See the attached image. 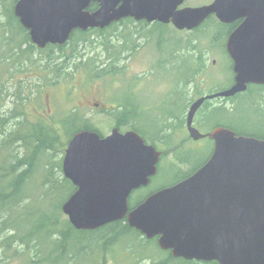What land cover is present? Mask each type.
Here are the masks:
<instances>
[{
  "label": "water",
  "instance_id": "95a60500",
  "mask_svg": "<svg viewBox=\"0 0 264 264\" xmlns=\"http://www.w3.org/2000/svg\"><path fill=\"white\" fill-rule=\"evenodd\" d=\"M187 0H18L14 15L43 50L65 46L75 31L105 30L123 20L173 25L195 31L212 16L223 24L242 21L227 40L232 87L197 99L188 113L195 141L207 136L193 127L207 102L264 86V0H215L183 8ZM96 3V11L88 8ZM214 150L189 178L164 188L130 209L132 192L157 175L161 153L135 131L118 128L103 137L82 131L69 141L63 174L76 192L62 211L78 231L127 221L146 239L177 259L218 264H264V140L218 127L208 135Z\"/></svg>",
  "mask_w": 264,
  "mask_h": 264
},
{
  "label": "rangeland",
  "instance_id": "374dc122",
  "mask_svg": "<svg viewBox=\"0 0 264 264\" xmlns=\"http://www.w3.org/2000/svg\"><path fill=\"white\" fill-rule=\"evenodd\" d=\"M214 2L215 0H187L183 8H200ZM3 11L0 4V24L6 21ZM209 19H212L211 24H205L198 32L178 31L173 25H139V22L128 21L116 28L103 30V34L90 30L85 32L84 36L78 34L64 51H46L41 55L38 54L37 57L44 59L50 53L53 57H59L62 53L71 56V61L67 64L68 68L57 85H49L42 79V76H47V80H59L50 70L33 74L34 81L38 82L37 87L41 86V88H38L39 93L37 89H33L34 97H32L37 96L38 100L27 105V116L34 122L40 121L59 129L65 138L69 136L65 131L75 126L73 118L68 119V116L75 112L80 113V116L95 127L103 137L111 135L115 128L127 133L134 131L133 125L142 127L147 134V141L152 145V137L157 150L163 154L159 174L153 178L151 186L133 195L132 204L135 205L136 201H144L150 194L173 185L179 180L178 177L200 166L210 159L213 153L214 146L211 140L200 142L189 140L187 133L184 132V123L181 122L182 117L188 115L191 105L197 99L230 88L234 79L232 60L226 51L227 38L219 43H213L218 31L216 28L222 27L214 24L218 22L214 16ZM80 62H84V65L75 70V63ZM199 65L202 69L196 75L195 82H189L190 84L187 85L186 82L195 76ZM103 69L108 70V73L99 77ZM252 90V94H242L238 97L237 118L234 120L226 118V122L231 121L235 128L241 131H258L264 134V130L260 129L264 128V93L258 94L255 87ZM184 91H186V99H184L187 103L190 102V106L179 112L183 107L181 104L184 100L182 97ZM126 101L135 104L143 111L140 124L131 122V125H124L123 121L120 123L113 116L112 112ZM175 103L177 105H173ZM213 106L233 108L232 102L224 103L221 100L214 101ZM9 107H11L9 109L13 108L11 98H9ZM150 107L151 111L148 112L147 109ZM167 111L180 113L177 115L179 120L171 123L177 126L172 133L177 139L171 144L166 136L169 135V128H165L163 133L152 128L156 118ZM204 115L205 112H201L197 124L203 132L210 133L215 129H213L214 125L220 121L221 115L211 117L209 124L202 125L199 119L205 118ZM175 132L178 134L176 135ZM183 139L188 140V144L187 142L182 144ZM70 140L71 138L65 144L63 149L65 152ZM178 147L182 148L183 153H175ZM18 151L21 156L25 153L24 149ZM65 152L53 155L56 164L58 161L63 163ZM54 176L59 179L63 177L62 169H55ZM40 190L35 189L33 194L37 196ZM63 199L64 197H60L58 201L61 202ZM81 245L85 248L88 244L85 242ZM72 246L71 251H78L75 249V241L72 242ZM82 248L77 252L79 255L73 263L67 262L65 258L58 264H151L149 258L151 246L144 249L132 238H127L123 244H119V247L107 256L105 263L100 254L96 252L92 254V251L85 249L82 251ZM132 248L136 257L131 254ZM143 255L146 257L139 261L138 256ZM0 259L3 261L0 264H25L19 258L0 257Z\"/></svg>",
  "mask_w": 264,
  "mask_h": 264
},
{
  "label": "trees",
  "instance_id": "16d2710c",
  "mask_svg": "<svg viewBox=\"0 0 264 264\" xmlns=\"http://www.w3.org/2000/svg\"><path fill=\"white\" fill-rule=\"evenodd\" d=\"M17 2L18 0H0L4 10L3 15L6 18V21L0 24V257L19 258L25 264H43L44 262L58 264L65 258L67 262L73 263L79 255L77 252L83 247L81 244L86 242L88 245L82 248V251L85 249L92 251V254L94 252L100 254L103 257V263H105L107 256L116 247H119V244H123L127 238H132L144 249L151 246V255H149L151 264H218L217 262L186 261L174 258L170 251H162L158 247V239H146L140 232L131 228L126 220L109 224L94 231H78L70 224L62 211V206L77 189L64 176L60 179L54 176L55 169L63 171V163L58 161L56 164L53 155L56 153L58 155V152L64 153L63 149L67 140L72 139L78 132L94 131L99 134L100 132L84 120L80 113L75 112L68 116V119L73 118L75 126L65 131L66 135H69L68 138H65L59 129L40 121H32L27 116L26 108L28 104L38 100L37 96L33 98V89H37L39 93L41 88V86L37 87L38 82L34 81L33 74L45 73L50 70L59 80L50 81L47 80V76H42V79L49 85H57L68 68L67 64L71 61V56L62 53L59 57H53L50 53L44 59L37 57L38 54L41 55L46 51H64V48L78 34L83 36L86 34L82 31H75L65 46L49 45L46 49L41 50L31 42L29 31L20 24L19 19L14 15V7ZM94 10L96 11L95 5L91 11ZM128 21L134 23L133 19H127L113 24L109 28H116ZM211 22L212 19H208L204 25L211 24ZM139 23V25H148L146 22ZM156 24L164 26L160 23ZM214 24L227 27L216 28L218 31L213 43H219L228 36L232 28L219 21ZM201 29L198 28L195 32ZM90 31L103 34V30ZM82 65L84 62L75 63V70ZM201 69L199 65L195 76L186 82L187 85L190 84L189 82H195L196 75ZM107 71L105 69L100 71L99 77L108 73ZM253 87L258 90V94L264 93V87L252 86L248 94H252ZM182 97L186 99V91L182 92ZM9 98L12 99V109H9L11 108L9 107ZM185 99L181 104L184 108L190 106V102L187 103ZM176 103L173 105H177ZM209 103H205L204 107H207ZM238 103L237 99L233 101L232 109L226 107L218 109L221 119L214 125V128L216 126L224 127L236 132L237 135L264 140L263 132L241 131L235 128L231 121L226 122V118L228 120L237 118ZM131 106H135V104L126 101L112 114L120 123L123 121L124 125H131V122L140 124L142 120L140 116H136L143 114L142 112L138 113L135 109H130ZM203 109V111L206 110V108ZM163 114L156 118L154 127H152L160 133L172 125L170 116L177 119L179 117L177 115H180V113L172 111ZM132 128L147 140V134L142 127L133 125ZM260 129L264 130V128ZM151 142L156 147L152 137ZM20 149L25 150L22 156L18 151ZM208 160L193 168L187 175L179 177L177 182L192 176ZM35 189H41L37 196L33 194ZM60 197H64L61 202L58 201ZM133 208L134 205L130 207L131 210ZM73 241H75V249L78 251H71ZM131 254L133 257L137 256L134 248H132ZM143 257L146 256H138V260L142 261ZM2 262L0 259V263Z\"/></svg>",
  "mask_w": 264,
  "mask_h": 264
},
{
  "label": "flooded vegetation",
  "instance_id": "af4514ba",
  "mask_svg": "<svg viewBox=\"0 0 264 264\" xmlns=\"http://www.w3.org/2000/svg\"><path fill=\"white\" fill-rule=\"evenodd\" d=\"M96 6V10L99 8V5L98 4H96V3H93L89 8H88V11H90V12H92L91 10H92V7L93 6ZM95 11V10H94ZM216 18V17H215ZM218 20V19H217ZM219 21V20H218ZM20 22V21H19ZM220 22V21H219ZM221 23V22H220ZM242 23V21H238V22H236V23H233V24H235L234 25V27H231V25H233V24H223V23H221V24H223V25H226V26H230L229 28H232V30H231V32L228 34V36L226 37L227 38V40H228V38L230 37V35L240 26V24ZM154 24H156V23H154ZM164 26H166V25H164ZM203 26H205L204 24L203 25H201L200 27H198V28H202ZM222 28H227V27H225V26H221ZM226 44H227V42H226ZM227 51V50H226ZM229 55V54H228ZM230 57V56H229ZM231 59V58H230ZM232 60V59H231ZM232 67H234V65H233V61H232ZM234 83H235V74H234V79H233V81H232V83H231V85L229 86V87H232L233 85H234ZM252 86H260V85H250L249 87H248V90H247V92H245V93H242L243 95L244 94H247L248 93V91L250 90V88L252 87ZM262 87H264L263 85H262ZM242 94H239V95H237V96H235V97H233V98H229V99H216V100H213V101H207V102H210L209 103V105L207 106V107H204V105L199 109V111L196 113V115H195V118H194V121H193V127L195 128V129H197L201 134H203V135H205V136H207V137H205V138H203V139H200V140H198V141H195L193 138H192V136H191V134H190V132H189V128H188V115H186V117H185V115H184V117H182L183 119L181 120V122H182V124L184 123V128H185V130H184V132H186L187 133V136H188V139L189 140H192V141H195V142H200V141H202V140H206V139H209V140H211L212 141V143H213V146H214V141L208 136L210 133L209 132H203L202 131V129L200 128V126L197 124V119H198V117L199 116H201V112H203V108H206V110L204 111L205 112V115H204V117L205 118H201V119H199V120H201L199 123L200 124H202V125H206V124H209V121H210V118L211 117H213V118H215V117H219V111H218V109L220 108V107H216V106H213V102L214 101H217V100H221L222 102H224V103H230V102H232V104H233V101L234 100H237L238 99V97L239 96H241ZM206 102V103H207ZM132 107V109H135L138 113L139 112H143L139 107H137L136 105L135 106H131ZM185 108L184 107H182V110H180V112L181 111H183ZM148 110V112L149 111H151V107L149 108V109H147ZM188 113V112H187ZM140 116V118H141V120L143 119V115H138V116H136V117H139ZM170 116V115H169ZM170 118L172 119L171 120V122L172 121H174L175 123H176V121H178L179 120V117L177 118V119H175V117H173V116H170ZM150 125H151V123H150ZM175 125L176 124H172V125H170L168 128H169V135H166L167 136V140L170 142V144L171 143H173V142H176V139L177 138H175L174 136H173V131H175V129H177L176 127H175ZM219 126H216V128H218ZM215 128V129H216ZM213 129H214V127H213ZM172 131V132H171ZM213 131V130H212ZM150 132H151V130H150ZM122 133V132H121ZM123 134H125V133H123ZM175 134L177 135L178 133L177 132H175ZM140 135V134H139ZM190 136V137H189ZM142 137V136H141ZM143 138V137H142ZM146 142H147V144H149V145H151V143L149 142V141H147L145 138H143ZM182 141V140H181ZM180 141V142H181ZM188 141V140H187ZM185 139H183V141H182V144H184L185 142H187ZM187 144H188V142H187ZM181 149L182 148H179L178 147V150L177 149H175V153H179V152H182L181 151ZM186 151H188V149L186 150ZM161 153V152H160ZM183 153V152H182ZM162 160H163V154L161 153V158H160V162H159V164H158V172H157V175L159 174V169H160V164H161V162H162ZM192 171V170H191ZM194 173H196V172H194ZM193 173V174H194ZM192 174V175H193ZM156 175V176H157ZM187 175V174H186ZM190 177V176H189ZM154 178V177H153ZM153 178L151 179V181H150V183H149V185L148 186H146V187H141V188H139V189H137V190H135V191H133L132 192V194H131V196L129 197V200H128V202H129V207H132L134 204H132L133 203V201H132V198H133V195L136 193V192H138V191H140V190H142L143 188H149L150 186H151V182H152V180H153ZM179 178V177H178ZM180 179V178H179ZM187 179V178H186ZM183 180H185V179H182L181 181H183ZM181 181H179V182H175L173 185H171V186H174V185H176V184H178V183H180ZM171 186H169V187H171ZM151 196V194L148 196V197H150ZM147 197V198H148ZM146 198V199H147ZM145 199V200H146ZM144 200V201H145ZM144 201H142V202H144ZM142 202H138V201H136V204L134 205V208L135 207H137L138 205H140ZM133 208V209H134Z\"/></svg>",
  "mask_w": 264,
  "mask_h": 264
}]
</instances>
